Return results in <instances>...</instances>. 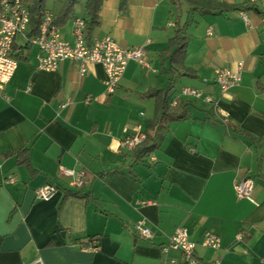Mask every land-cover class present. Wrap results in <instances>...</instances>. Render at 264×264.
Segmentation results:
<instances>
[{
    "label": "crops",
    "instance_id": "0c3cea01",
    "mask_svg": "<svg viewBox=\"0 0 264 264\" xmlns=\"http://www.w3.org/2000/svg\"><path fill=\"white\" fill-rule=\"evenodd\" d=\"M68 1L45 9L73 45L74 19L84 18L87 28L92 17L88 0L72 12L65 11ZM203 1L225 7L203 12L185 0H102L98 23L85 29L87 42L110 37L123 48L142 47L151 64L130 62L113 94L105 91L101 65H88L82 76L81 62L68 59L44 71L31 30L16 38L18 66L0 86V264L38 257L45 264H187L180 251L162 252L181 226L196 243L206 231L220 236L218 250L198 246V264H264V0L245 9L247 0ZM177 24L188 48L184 67L172 69ZM239 63L241 83L223 93L217 70L237 71ZM171 82L169 103L178 97L188 116L167 123L141 162L121 142L154 133L159 105L147 94ZM186 87L202 97L181 95ZM62 169L83 172L86 186L70 187ZM244 178L254 180L259 206L237 197L235 184ZM49 184L58 192L39 199L36 191ZM141 220L151 237L135 230Z\"/></svg>",
    "mask_w": 264,
    "mask_h": 264
},
{
    "label": "built area",
    "instance_id": "2783aa9c",
    "mask_svg": "<svg viewBox=\"0 0 264 264\" xmlns=\"http://www.w3.org/2000/svg\"><path fill=\"white\" fill-rule=\"evenodd\" d=\"M256 0H248L252 4ZM242 18L248 23L246 13L242 12ZM86 20L82 17L74 19L73 35L75 43L72 45L62 38L60 27L55 23L53 13L44 9L42 13L39 31L29 42L39 49L38 68L44 71H56L65 60H76L81 62V75L87 72L90 64L101 65L106 74L105 88L107 94H113L119 86V82L130 62H137L146 69H151V64L146 56V51L142 47H121L113 38L106 37L92 43L87 42L85 36ZM261 28L264 32V14L261 16ZM31 30V2L30 0H0V86H6L13 78L18 66V52L14 50L16 38L27 34ZM213 28L207 30V35H213ZM243 63H239L237 71L228 68H220L216 72V84L223 93L229 92L233 87L239 85L242 80ZM181 95L199 99L202 91L197 88L186 87L181 91ZM91 99L86 100L90 103ZM178 97L171 102L172 107L180 104ZM206 103H212L211 98H205ZM146 136L141 132L127 135L121 145L134 150L141 145ZM63 177L70 179L69 186L78 190L86 186L85 174L74 169H62ZM13 176L8 177L9 183H14ZM254 180L244 178L235 184V192L238 198L246 199L255 206L259 202L253 197ZM58 188L49 184L36 191L37 197L41 200H50ZM135 230L143 237L152 236L151 229L145 220L135 224ZM210 248L218 250L221 248L220 236L214 232L206 231L200 243L190 239L189 231L185 227H178L169 237L168 243L162 247L163 254H167L171 249L180 251L187 264H198L197 248ZM174 262V261H173ZM31 264H45L43 259L38 257Z\"/></svg>",
    "mask_w": 264,
    "mask_h": 264
},
{
    "label": "trees",
    "instance_id": "16d2710c",
    "mask_svg": "<svg viewBox=\"0 0 264 264\" xmlns=\"http://www.w3.org/2000/svg\"><path fill=\"white\" fill-rule=\"evenodd\" d=\"M182 0H172V3L178 4ZM193 4L195 9L201 10L203 12H213L217 10H222L225 5L221 3H216L213 1H203V0H185ZM31 2V35L36 36L39 31V25L42 19V13L45 9V0H30ZM80 2V0H69L66 4L65 11L72 12L74 6ZM102 5V0H88L86 4V9L89 16H91V22L87 25V31H90L91 26L98 23L99 10ZM248 0L244 4V9L249 7ZM242 7V8H243ZM55 23L59 26L58 19H55ZM188 48V37L185 35L184 28L177 24L176 32L174 37L171 39V66L172 69H178L184 67L185 57L187 55ZM15 49V46H14ZM18 57V56H17ZM173 88L171 82L170 87L166 90H152L147 95L154 96L157 98L160 116L152 122V128L154 130L153 134H147L145 141L139 145L134 150V155L137 160L143 162L145 157L151 155V153L158 147V132L165 128L166 124L171 121H180L187 118V110L184 104L180 103L177 107L172 108L169 103V93ZM172 102V101H171ZM29 150L27 148L21 151V154H26ZM27 164L29 168L31 164L29 159L23 161ZM76 196H82L81 194H76Z\"/></svg>",
    "mask_w": 264,
    "mask_h": 264
},
{
    "label": "rangeland",
    "instance_id": "374dc122",
    "mask_svg": "<svg viewBox=\"0 0 264 264\" xmlns=\"http://www.w3.org/2000/svg\"><path fill=\"white\" fill-rule=\"evenodd\" d=\"M64 0H45V6L49 10L55 11L58 8V5L62 4Z\"/></svg>",
    "mask_w": 264,
    "mask_h": 264
}]
</instances>
